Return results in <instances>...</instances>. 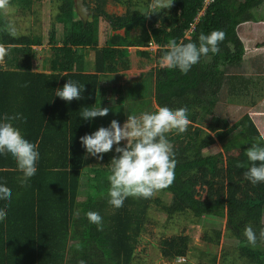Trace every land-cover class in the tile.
Returning <instances> with one entry per match:
<instances>
[{"label": "trees", "instance_id": "1", "mask_svg": "<svg viewBox=\"0 0 264 264\" xmlns=\"http://www.w3.org/2000/svg\"><path fill=\"white\" fill-rule=\"evenodd\" d=\"M38 1L2 0L0 7V118L16 113L25 117L24 123H13L27 139L38 143L40 152L37 172L25 184L20 182L22 173L15 160L7 153L0 155V182L12 191L7 216L0 221V264H93L95 242L108 264H135L149 210L164 208L158 191L170 194L165 207L169 218L184 214L198 221L226 218L229 235L248 254L240 257L243 264H264V237L260 236L264 182L253 185L244 176L250 164L246 148L254 142L264 144L262 133L249 113L230 124L219 112L236 87L231 86V79L244 68L246 47L238 26L264 21V0H213L190 35L187 30L204 0H174L171 7L150 14L151 0H85L94 11L86 24L78 16L74 0H62L57 21L63 25V36L59 41L53 25L45 49L47 70L34 66L35 47L44 44V37L10 32L3 13L6 6L31 11ZM110 4L122 5L125 11L111 12ZM122 29L124 34L118 32ZM135 29L140 32L133 34ZM212 30L225 33L218 53L202 56L187 73L158 63L125 86L105 87L102 83L105 75L130 68L132 46L158 62L162 46L169 41L198 44L199 35ZM151 41L158 44L157 49L149 47ZM91 51L93 70L87 59ZM67 80L81 86L80 99L69 102L55 96L56 88ZM154 101L157 106L187 109V130L165 134L172 145L178 182L155 190L148 198L129 196L122 207L115 208L108 203L107 176L111 159L118 155L117 145L100 160L86 152L80 137L112 120L123 124L128 114L155 111ZM99 106L109 109L107 115L91 120L80 117L85 108ZM217 141L223 150L205 154ZM81 188L91 191L82 197ZM5 203L0 201V207ZM88 211L100 214L102 228L89 222ZM246 226L256 233L255 245L243 235ZM222 236V229L213 227L203 239L218 246ZM190 242L188 234L177 233L163 237L160 249L164 257L179 259L187 256Z\"/></svg>", "mask_w": 264, "mask_h": 264}, {"label": "clouds", "instance_id": "2", "mask_svg": "<svg viewBox=\"0 0 264 264\" xmlns=\"http://www.w3.org/2000/svg\"><path fill=\"white\" fill-rule=\"evenodd\" d=\"M173 3L174 0H151L149 14L157 12V9L171 7ZM2 6L0 0V7ZM9 31L14 32L15 28L10 27ZM224 37L222 30H212L208 34L201 33L198 44L193 41H169L162 46L158 63L162 68H178L182 73H187L202 56H207L209 52L218 53V43ZM56 89L55 96L69 102L82 96L81 86L71 80ZM108 111V108L101 106L85 108L80 117L91 120L107 115ZM25 120L20 113L0 118V155L7 153L15 160L17 169L22 173L21 184L27 183L36 174L40 158L38 143L27 139L13 123H24ZM189 123L186 108L157 106L155 111H143L139 115L128 114L123 126L117 120H112L108 126H101L80 137L86 152L100 160L104 153L113 149L114 144L117 145L115 152L118 155L111 159L110 174L107 176L110 205L115 208L122 207L129 196L148 198L155 190L167 187L173 182L176 161L173 158L172 145L165 134L170 130L183 133ZM122 140H127V143L121 145ZM260 140L264 141V134L260 136ZM245 155L250 162L244 172L245 178L253 185L264 182V144L252 143L246 148ZM11 196V189L0 182V201L6 202L4 207H0V221L7 216V202ZM86 216L90 223L102 228V217L98 212L88 211ZM243 235L248 243L256 244L257 236L251 226L245 227ZM260 236L264 237V229Z\"/></svg>", "mask_w": 264, "mask_h": 264}, {"label": "rangeland", "instance_id": "3", "mask_svg": "<svg viewBox=\"0 0 264 264\" xmlns=\"http://www.w3.org/2000/svg\"><path fill=\"white\" fill-rule=\"evenodd\" d=\"M61 2L62 0H40L31 11H22L17 6H6V8H4L3 13L8 19V28L14 27V32L18 34L34 33L44 37V44L35 47L36 56L34 59V66L37 70H47V55L45 49H48L49 46V32L52 26L56 25V34L59 41L63 36V25L57 21ZM142 7L143 6H141V9L144 8ZM165 9L167 8H164V10ZM109 10L111 12L121 13L125 11V7L122 5L114 6L110 4ZM261 13H263L264 17V10ZM255 14L260 15L258 11H256ZM257 30L263 32L264 24L261 26L258 25ZM257 41H264V34H260ZM87 59L92 63L90 66L91 70H93L94 54L92 51L88 54ZM115 79H117V81L115 80L113 85L117 86L118 82L123 80V75H118ZM261 82L264 84L263 78H261ZM253 95L255 96V94ZM250 99L251 96L247 100L249 101ZM154 105L157 106L156 101H154ZM224 108L222 105L219 112L221 114L226 112L225 116L228 117L230 124H234L244 113L251 110V108L245 107L238 108L226 106V108ZM121 126H123V124H121ZM240 135L239 133L236 137H240ZM122 141L127 143V140ZM222 150L221 142L217 141L212 146L206 148L204 152L205 154H212ZM177 179V171H174L173 181L178 182ZM198 189L199 184L196 187V191H198ZM88 191L91 190L88 188H81L80 196L83 197ZM157 194L164 198V208L153 206L149 210L145 229L142 232L141 240L137 247L135 264H200L203 261H212L215 262V264H231L232 261H236L237 264H243V260L240 257H242V255L246 257L248 254L242 251L238 241L229 235L226 218L203 217L201 221H198L191 214L177 215L173 218H169L165 207L169 203L170 194H164L159 191L156 192V195ZM213 227L221 228L223 232L218 246H214L203 239L205 232L212 231ZM177 233L188 234L191 238L190 250L187 256L179 259L164 257L160 249L161 239ZM93 250L95 253L93 264H108L107 261L101 258V254H104V251L96 242L93 245ZM224 253H228V256L225 258L222 257Z\"/></svg>", "mask_w": 264, "mask_h": 264}, {"label": "crops", "instance_id": "4", "mask_svg": "<svg viewBox=\"0 0 264 264\" xmlns=\"http://www.w3.org/2000/svg\"><path fill=\"white\" fill-rule=\"evenodd\" d=\"M262 24H264V21H248L238 26V34L246 47L244 68L239 72L237 77L231 79V86L236 85V87L232 88L230 96L225 98L223 108H226V106L251 108V110L246 113L251 115L260 132L264 134V84L261 82V78L264 80V41H257L259 35L264 34V31L260 32L257 30V26H261ZM118 32L124 34V29L119 30ZM131 32L136 34L137 32H140V29H135ZM132 47L129 48L131 62L130 68L127 70H120L115 74L105 75L102 78V83L105 87L125 86L129 81L132 82L137 80L143 73L156 67L158 62L154 57L151 59L147 58L146 56L137 53V50L140 48L133 47V49ZM118 75H123V80L119 81L116 86L113 85V82L115 80L117 81L115 78H117ZM226 87L229 89V83H227ZM253 94H255V96ZM250 96L251 99L248 101L247 99H249ZM223 115L225 116L226 112L223 113Z\"/></svg>", "mask_w": 264, "mask_h": 264}, {"label": "water", "instance_id": "5", "mask_svg": "<svg viewBox=\"0 0 264 264\" xmlns=\"http://www.w3.org/2000/svg\"><path fill=\"white\" fill-rule=\"evenodd\" d=\"M75 9L78 16L86 24L91 13H94L93 9L85 4V0H74Z\"/></svg>", "mask_w": 264, "mask_h": 264}, {"label": "built area", "instance_id": "6", "mask_svg": "<svg viewBox=\"0 0 264 264\" xmlns=\"http://www.w3.org/2000/svg\"><path fill=\"white\" fill-rule=\"evenodd\" d=\"M213 0H204V4H203V8L199 11V13L197 14V16L194 18L193 22H191V26L190 28L187 30V35H190L195 27H196V24L198 23V21L200 20L201 16L203 15V13L205 12V8H207V6L212 2ZM149 47L151 49H157L158 45L154 42V41H151L149 43Z\"/></svg>", "mask_w": 264, "mask_h": 264}]
</instances>
